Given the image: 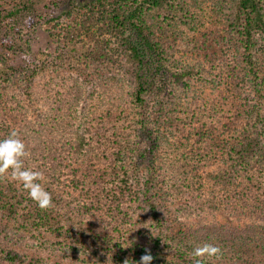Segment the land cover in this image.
<instances>
[{"label":"trees","instance_id":"obj_1","mask_svg":"<svg viewBox=\"0 0 264 264\" xmlns=\"http://www.w3.org/2000/svg\"><path fill=\"white\" fill-rule=\"evenodd\" d=\"M63 1L58 60L35 70L50 74L46 116L32 121L13 99L0 118V139L17 131L52 204L0 174V264H139L148 253L196 264L205 243L221 254L202 264H264V0ZM36 4L0 0V92L29 70ZM179 51L215 70L181 64ZM170 198L235 221L178 230Z\"/></svg>","mask_w":264,"mask_h":264},{"label":"rangeland","instance_id":"obj_2","mask_svg":"<svg viewBox=\"0 0 264 264\" xmlns=\"http://www.w3.org/2000/svg\"><path fill=\"white\" fill-rule=\"evenodd\" d=\"M91 0H78V3H83ZM204 1V0H200ZM206 3H211L210 0H205ZM65 1L63 0H37L36 9L39 13V19L33 21L26 27L25 33V43L24 47L27 48L26 54L23 55V58L27 61V67L29 70L23 72H18L16 77L11 80L8 85H6L1 90V101L0 103V118L3 117L4 112L8 106H12L14 103H10L13 99H18L19 103L23 105L24 111L26 113L27 118L32 121H38V119L46 116V106L39 100V91L41 87L47 86V81L49 80V73L40 72L37 74L35 70L39 69L40 65L49 64L51 62H56L58 60L57 56L59 54V48L61 44H63V26L67 20V15L63 14L64 11L69 10V5H65ZM54 4H58L57 6ZM77 15L76 9L73 10V17ZM189 29H193V27H179V33L182 34L184 40H188V38H193L198 41V37L196 34H199L197 30L196 32H191ZM178 49H176L177 51ZM174 52L173 50H170ZM179 62L184 65H198L202 66L204 70L206 69L208 72L215 70V67L211 68V65L207 63V60L202 56H198L197 54L186 53L184 51H179L177 54ZM31 71V72H30ZM34 71V78L32 79V83H28L30 78V74ZM30 72V73H29ZM63 75L66 79L68 77L75 75V73L70 71H63ZM215 72V71H214ZM37 74V75H36ZM31 86V89H28L31 95L27 94V88ZM14 110L20 109L17 106L13 107ZM211 190H206V193ZM212 191V190H211ZM219 196V198H221ZM224 197V196H223ZM171 200V212L174 214V221L176 228L178 230L181 229H190V228H198L199 223L210 224L213 223L215 218H218L220 222H224V220L235 221L234 216L231 213H226L221 211L219 215L215 213L213 209H206V211H201L197 209V213H188L184 210L180 209L179 203H173ZM182 203L186 198H179ZM227 211V210H225ZM228 212V211H227ZM215 214V215H213ZM194 230V229H191Z\"/></svg>","mask_w":264,"mask_h":264},{"label":"clouds","instance_id":"obj_3","mask_svg":"<svg viewBox=\"0 0 264 264\" xmlns=\"http://www.w3.org/2000/svg\"><path fill=\"white\" fill-rule=\"evenodd\" d=\"M25 144L19 139L16 130H12L7 138L0 139V174L11 169V180L21 186L28 197L41 208H48L52 204L51 194L40 183L42 173L36 169L24 166ZM221 249L211 243L195 246L192 255L196 264H202L201 257H218ZM153 257L150 253L141 256L139 264H151Z\"/></svg>","mask_w":264,"mask_h":264}]
</instances>
